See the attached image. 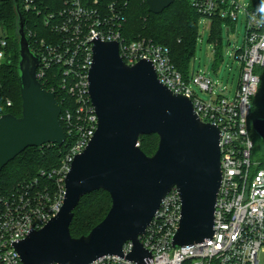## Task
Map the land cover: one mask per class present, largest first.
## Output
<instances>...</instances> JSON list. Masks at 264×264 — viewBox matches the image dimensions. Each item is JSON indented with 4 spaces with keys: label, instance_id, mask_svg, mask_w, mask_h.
<instances>
[{
    "label": "water",
    "instance_id": "1",
    "mask_svg": "<svg viewBox=\"0 0 264 264\" xmlns=\"http://www.w3.org/2000/svg\"><path fill=\"white\" fill-rule=\"evenodd\" d=\"M149 11L161 13L174 0H146ZM22 115L0 118V171L28 147L62 146V106L37 78L40 56L32 52L26 18L18 0ZM90 95L98 128L67 174L61 211L43 228L16 243L24 264H89L106 255H123L143 263L151 256L140 241L162 200L176 188L182 216L173 246L203 242L214 234L221 185L220 130L204 122L193 101L173 92L158 77L151 60L128 65L119 43L96 40L89 75ZM264 140V117L252 120ZM157 134V151L147 155L138 145L142 135ZM106 190L112 198L106 217L87 235L74 237V211L87 194Z\"/></svg>",
    "mask_w": 264,
    "mask_h": 264
},
{
    "label": "built area",
    "instance_id": "2",
    "mask_svg": "<svg viewBox=\"0 0 264 264\" xmlns=\"http://www.w3.org/2000/svg\"><path fill=\"white\" fill-rule=\"evenodd\" d=\"M18 2L22 13L33 15L37 27L41 22L50 30L46 34L25 30L32 52L40 56L38 80L42 85L51 82L48 73L57 68L59 85L73 98L74 105L68 103L60 115L66 140L68 135L71 139L61 165L41 171L46 182L26 181L0 196V264H24L16 243L43 228L61 211L71 165L98 128L89 82L96 40L118 42L120 55L128 65L151 60L160 81L173 92L189 97L201 120L219 128L222 179L212 237L192 245L173 246L182 216L180 193L173 188L140 236L151 254L149 258L143 263L130 260L134 244L128 240L123 255H106L89 264H264V161L253 159L251 136L254 100L262 81L260 70L264 69V5L255 7L252 0L245 8L247 34L243 47L235 52L241 61V75L232 100L222 93L215 95L213 81L201 73L193 72L186 80L173 63L169 48L144 37L128 39L123 32L128 0ZM192 5L202 18L219 17L234 26L241 8L239 0H192ZM8 48V34L0 28V69L8 61ZM192 85L211 93V99L199 98Z\"/></svg>",
    "mask_w": 264,
    "mask_h": 264
},
{
    "label": "trees",
    "instance_id": "3",
    "mask_svg": "<svg viewBox=\"0 0 264 264\" xmlns=\"http://www.w3.org/2000/svg\"><path fill=\"white\" fill-rule=\"evenodd\" d=\"M263 5L264 0H253V6L261 7ZM23 15L26 18L25 30L27 33L29 29H33L39 34L50 32L49 28L39 21L37 27L32 14L23 11ZM201 18L202 15L193 7L192 0H174L169 7L158 14L149 11L146 0H128L123 32L130 40L144 37L169 48L176 68L186 80H189L193 74L191 63L198 42ZM223 22L224 20L219 17L212 20L210 40L215 45L214 55L217 64L223 58ZM0 28L8 34V49L11 53V58L0 69V113H12L20 117L22 115L19 71L20 38L18 14L14 0H0ZM260 73L262 81L258 95L254 100L252 112L254 116H256L255 112L259 107L264 108V69H261ZM48 76L51 82L43 83V85L49 91L55 90L56 99L61 103L63 111L68 103L74 105L73 98L59 85L60 75L57 68L49 71ZM8 100L12 101L11 106L7 105ZM62 125H64L63 122ZM159 141L160 138L157 134L142 135L139 139L140 147L147 155H153L157 151ZM70 145L71 139L68 135V139L62 146L45 144L28 147L0 171V196L11 193L26 181L39 179L46 182L47 179L41 175V171L52 170L60 166ZM261 161H264V158ZM111 205L112 198L106 190L101 189L85 195L74 211L71 224L72 235L74 237L87 235L106 217Z\"/></svg>",
    "mask_w": 264,
    "mask_h": 264
},
{
    "label": "rangeland",
    "instance_id": "4",
    "mask_svg": "<svg viewBox=\"0 0 264 264\" xmlns=\"http://www.w3.org/2000/svg\"><path fill=\"white\" fill-rule=\"evenodd\" d=\"M251 2L252 0H239L241 8L238 14L239 19L235 26L227 25L225 21L222 23L224 51L223 58L218 64L214 55L215 45L210 40L212 20L205 17L200 19L198 42L194 59L191 63L192 72L201 73L213 81L215 95L222 93L232 100L236 96L241 75V61L236 57L235 52L242 48L245 42L247 34L245 8H248ZM10 58L11 53L9 52L8 60ZM192 89L199 98L203 100L211 99V93L201 90L199 86L192 85ZM255 114L256 116L252 115L251 122L256 117L264 116V108L259 107ZM251 136L254 141L253 159L261 160L264 158V140L255 132L252 125ZM261 258L264 259V255H261Z\"/></svg>",
    "mask_w": 264,
    "mask_h": 264
}]
</instances>
